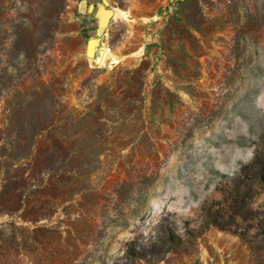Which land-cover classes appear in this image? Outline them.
Segmentation results:
<instances>
[{
  "label": "rangeland",
  "instance_id": "374dc122",
  "mask_svg": "<svg viewBox=\"0 0 264 264\" xmlns=\"http://www.w3.org/2000/svg\"><path fill=\"white\" fill-rule=\"evenodd\" d=\"M111 1L104 25L103 0H65L39 74L0 87V158L29 145L0 264H264V0ZM29 5L0 0V71ZM105 36L119 63L87 58Z\"/></svg>",
  "mask_w": 264,
  "mask_h": 264
},
{
  "label": "trees",
  "instance_id": "16d2710c",
  "mask_svg": "<svg viewBox=\"0 0 264 264\" xmlns=\"http://www.w3.org/2000/svg\"><path fill=\"white\" fill-rule=\"evenodd\" d=\"M35 1L38 2L37 5H33ZM28 2L30 4V16H34V10L37 11L35 29L30 31L29 28L31 25L22 27L17 24L15 26L14 33L16 35V40L13 46L8 50V64L2 67L0 71V87L3 88L15 85V80L17 82V80L24 76L34 78L39 74V62L36 61V57H40V62L43 63V55L46 49L54 44L55 36L60 30V25L63 22L62 14L65 9V0H28ZM9 67L13 68V71L10 73L7 72ZM24 115H27V112ZM46 120L47 115H45V113H38L37 117H30L25 124H21V130L26 133V139H29L31 142L30 147L35 144L36 137L44 132L45 128L42 126H44ZM53 127L55 128L56 125ZM60 146L63 147V144ZM27 150H29V145L26 149L20 148L13 154L8 151L1 152L0 175L4 168L11 169V171H7L4 178H2L4 183H2L1 199H4V194L7 192L12 194L21 185V175H12V171L15 172L19 170L15 162L21 159L23 155L26 154ZM68 162V153L65 152L61 159L52 153V161L48 165V170L49 172H57L58 174L60 170L68 168ZM68 172H71V170ZM30 192L31 188L23 189L20 196V208H22L25 198ZM16 210L17 209H12V211Z\"/></svg>",
  "mask_w": 264,
  "mask_h": 264
},
{
  "label": "bare ground",
  "instance_id": "6f19581e",
  "mask_svg": "<svg viewBox=\"0 0 264 264\" xmlns=\"http://www.w3.org/2000/svg\"><path fill=\"white\" fill-rule=\"evenodd\" d=\"M103 2L107 6L100 10V20L104 25L108 24L109 16H113L115 19L126 17L127 13L120 7L114 5L111 0H103ZM107 40L105 36L100 43L96 38H90L87 41L86 56L90 62H95L100 65L120 62V58L112 50Z\"/></svg>",
  "mask_w": 264,
  "mask_h": 264
}]
</instances>
